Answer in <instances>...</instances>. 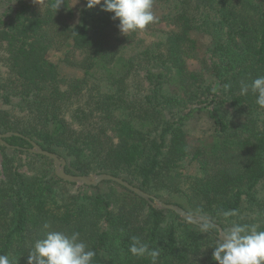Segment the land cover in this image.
<instances>
[{"label": "trees", "instance_id": "1", "mask_svg": "<svg viewBox=\"0 0 264 264\" xmlns=\"http://www.w3.org/2000/svg\"><path fill=\"white\" fill-rule=\"evenodd\" d=\"M154 3L173 9L154 19ZM0 99L21 112L0 108V133L20 134L0 143V264H249L217 224L264 264V0H7ZM28 139L212 223L66 182Z\"/></svg>", "mask_w": 264, "mask_h": 264}, {"label": "water", "instance_id": "2", "mask_svg": "<svg viewBox=\"0 0 264 264\" xmlns=\"http://www.w3.org/2000/svg\"><path fill=\"white\" fill-rule=\"evenodd\" d=\"M13 134L20 135L19 133H14V132L0 133V143L10 146L4 141V138L9 137ZM28 140L30 141L32 145V147L29 148L28 150L32 153L41 154V155L47 156L48 158L52 159L54 161L56 175L66 182L83 184L87 186H97L104 181H113L135 192L140 197L146 199L155 208L173 210L186 221L191 222L196 225H201L202 222L212 223V221L209 220L208 218L204 216L192 214L179 205L165 203L164 201L160 200L154 195L131 184L129 181L123 179L122 177L114 176L109 173L92 174V175H74V174L68 173L66 171V160L64 158H61L56 153L44 150L35 141L31 139H28ZM216 226L219 229V232H220L219 238L221 239V241L226 243L232 250H234L242 259L247 261L249 264H258L255 261L254 257L249 255L247 252H245L237 244V242H235V240H233V238L220 225L217 224Z\"/></svg>", "mask_w": 264, "mask_h": 264}, {"label": "rangeland", "instance_id": "3", "mask_svg": "<svg viewBox=\"0 0 264 264\" xmlns=\"http://www.w3.org/2000/svg\"><path fill=\"white\" fill-rule=\"evenodd\" d=\"M6 1L7 0H0V11H2V9L6 6ZM171 8L173 9V7L168 4V3H154L152 5H150L149 7H147L146 12L148 14H150L154 19H159L161 18L163 15L167 14L168 12L171 11ZM155 28H157L155 31V36L159 37L163 34V31L167 30V26L165 25V23L161 22L158 24H155ZM151 33V32H149ZM206 39V38H205ZM206 44H208V39H206ZM48 57L52 60H54L55 62L58 63L59 65V70L61 72V74L64 77H77L80 76L82 71L76 67H73L69 64H67L66 62L62 61L63 58V51L62 50H52ZM209 58V55L206 52V47L203 48L201 55L198 58H194V59H190L189 60V66L190 69L194 70V71H202L203 69V60ZM0 108L1 109H5V110H10L11 113H18L21 114V112L15 108L12 107L11 105H7L4 102H2V100L0 99ZM200 124H198V126H191V132L193 134H198V129L195 128H199ZM196 130V131H194ZM193 169V165H189L186 164L184 171L186 173H190ZM24 170H26V168H24ZM182 188H185V186L182 185ZM259 196L264 197V181L261 183V186L259 188V192H258ZM161 195L163 196H167L166 192H161ZM160 199V198H159ZM161 200V199H160Z\"/></svg>", "mask_w": 264, "mask_h": 264}]
</instances>
